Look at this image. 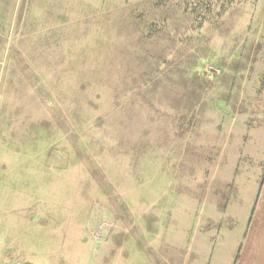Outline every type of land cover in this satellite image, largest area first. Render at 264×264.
Instances as JSON below:
<instances>
[{
  "label": "rangeland",
  "instance_id": "rangeland-1",
  "mask_svg": "<svg viewBox=\"0 0 264 264\" xmlns=\"http://www.w3.org/2000/svg\"><path fill=\"white\" fill-rule=\"evenodd\" d=\"M264 172V0H0V262L236 264Z\"/></svg>",
  "mask_w": 264,
  "mask_h": 264
},
{
  "label": "crops",
  "instance_id": "crops-1",
  "mask_svg": "<svg viewBox=\"0 0 264 264\" xmlns=\"http://www.w3.org/2000/svg\"><path fill=\"white\" fill-rule=\"evenodd\" d=\"M236 264H264V172Z\"/></svg>",
  "mask_w": 264,
  "mask_h": 264
},
{
  "label": "built area",
  "instance_id": "built-area-1",
  "mask_svg": "<svg viewBox=\"0 0 264 264\" xmlns=\"http://www.w3.org/2000/svg\"><path fill=\"white\" fill-rule=\"evenodd\" d=\"M0 264H23L19 261H15V262H0Z\"/></svg>",
  "mask_w": 264,
  "mask_h": 264
},
{
  "label": "trees",
  "instance_id": "trees-1",
  "mask_svg": "<svg viewBox=\"0 0 264 264\" xmlns=\"http://www.w3.org/2000/svg\"><path fill=\"white\" fill-rule=\"evenodd\" d=\"M238 258V257H237Z\"/></svg>",
  "mask_w": 264,
  "mask_h": 264
}]
</instances>
